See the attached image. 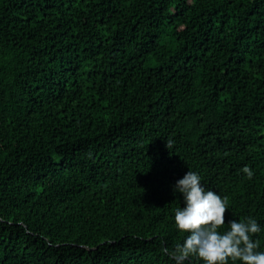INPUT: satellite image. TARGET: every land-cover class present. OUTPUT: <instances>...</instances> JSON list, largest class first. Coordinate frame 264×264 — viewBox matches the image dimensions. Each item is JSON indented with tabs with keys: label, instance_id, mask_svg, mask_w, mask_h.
<instances>
[{
	"label": "trees",
	"instance_id": "1",
	"mask_svg": "<svg viewBox=\"0 0 264 264\" xmlns=\"http://www.w3.org/2000/svg\"><path fill=\"white\" fill-rule=\"evenodd\" d=\"M190 168L264 225V0H0V264H174Z\"/></svg>",
	"mask_w": 264,
	"mask_h": 264
},
{
	"label": "clouds",
	"instance_id": "2",
	"mask_svg": "<svg viewBox=\"0 0 264 264\" xmlns=\"http://www.w3.org/2000/svg\"><path fill=\"white\" fill-rule=\"evenodd\" d=\"M172 141L167 139L170 148ZM243 172L251 177V165H245ZM174 191L183 195V206L175 209V225L186 233L182 242L172 249L165 248L174 264H186L193 257L202 264H264V250L254 234L264 232V225L254 216L232 219L225 222L229 209L228 197L221 195L202 182L201 174L190 168L174 184ZM228 227L221 230V226Z\"/></svg>",
	"mask_w": 264,
	"mask_h": 264
}]
</instances>
